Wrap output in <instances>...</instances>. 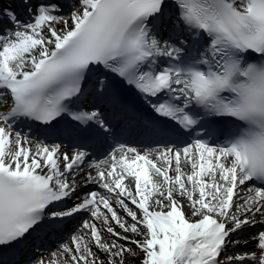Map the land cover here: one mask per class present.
<instances>
[{"label": "snow or ice", "instance_id": "6c2138e0", "mask_svg": "<svg viewBox=\"0 0 264 264\" xmlns=\"http://www.w3.org/2000/svg\"><path fill=\"white\" fill-rule=\"evenodd\" d=\"M125 85L151 109L144 151L102 107ZM0 106V264H264V0L0 3ZM86 168L103 192L80 198Z\"/></svg>", "mask_w": 264, "mask_h": 264}, {"label": "bare ground", "instance_id": "6f19581e", "mask_svg": "<svg viewBox=\"0 0 264 264\" xmlns=\"http://www.w3.org/2000/svg\"><path fill=\"white\" fill-rule=\"evenodd\" d=\"M70 11V8H68L67 9V11ZM0 110H5L4 108H3V106H0ZM33 147H34V144H33ZM185 171H190V169H185ZM182 203H184L185 205L187 204V201H181ZM184 210H185V212H186V214H187V216H191V211H190V208L189 207H185L184 208ZM117 231H122V230H120L119 228H117L116 229ZM244 237H246V236H244ZM110 239V238H109ZM137 239H139V237H137ZM257 250V249H256ZM48 255H46V257H47Z\"/></svg>", "mask_w": 264, "mask_h": 264}]
</instances>
